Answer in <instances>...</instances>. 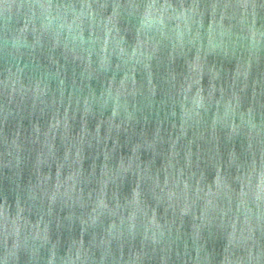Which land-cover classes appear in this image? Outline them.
<instances>
[{
    "label": "water",
    "instance_id": "water-1",
    "mask_svg": "<svg viewBox=\"0 0 264 264\" xmlns=\"http://www.w3.org/2000/svg\"><path fill=\"white\" fill-rule=\"evenodd\" d=\"M0 264H264V0H0Z\"/></svg>",
    "mask_w": 264,
    "mask_h": 264
}]
</instances>
